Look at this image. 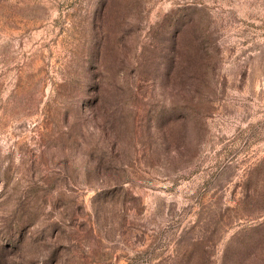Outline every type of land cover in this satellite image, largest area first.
<instances>
[{
  "label": "rangeland",
  "instance_id": "obj_1",
  "mask_svg": "<svg viewBox=\"0 0 264 264\" xmlns=\"http://www.w3.org/2000/svg\"><path fill=\"white\" fill-rule=\"evenodd\" d=\"M0 264H264V0H0Z\"/></svg>",
  "mask_w": 264,
  "mask_h": 264
}]
</instances>
